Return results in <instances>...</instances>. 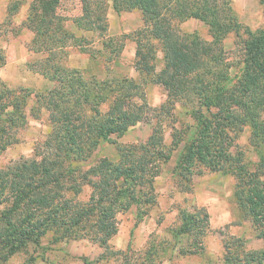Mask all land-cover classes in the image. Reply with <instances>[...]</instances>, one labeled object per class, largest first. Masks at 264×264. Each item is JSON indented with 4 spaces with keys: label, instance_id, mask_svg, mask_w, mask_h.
<instances>
[{
    "label": "trees",
    "instance_id": "obj_1",
    "mask_svg": "<svg viewBox=\"0 0 264 264\" xmlns=\"http://www.w3.org/2000/svg\"><path fill=\"white\" fill-rule=\"evenodd\" d=\"M61 1L30 0L25 17L33 34L29 49L45 53L38 72L52 86L36 93L28 87H10L0 77V153L18 141L31 96L35 104L30 114L38 117L44 109L48 123L33 157L0 167V261L29 243L40 245L49 234V242L84 238L97 243L103 248L100 257L123 252L109 248V239L118 231L117 214L135 206L136 222L143 219L148 206L157 202L155 177L182 143L175 172L186 179L203 170L231 174L235 200L262 242L259 248H247L242 237L228 235L223 262L264 264V154L251 170L237 144L248 125L249 143L264 145V26L252 29L238 21L231 0H111L117 12L141 10L143 26L131 36L136 44L133 67L166 91V98L152 107L136 79L112 75L107 65L105 76L98 78L65 63L66 47L75 36L65 26L69 18L62 13ZM80 2L81 14L72 22L85 31L106 32V0ZM259 3L264 6V0ZM17 9L13 6L8 14ZM189 18L201 21L210 39L195 30H182L181 23ZM240 30L243 57L232 75L222 39L229 32L239 35ZM102 46L91 55L99 53L106 61H115L123 42L109 38ZM157 52L163 59L159 71L155 70ZM4 60L0 47V63ZM178 103L193 120L182 128L175 124ZM152 118L144 142L117 144L116 158H100L88 168L81 167L102 141ZM165 126L172 130L170 143L165 141ZM86 184L91 190L82 199ZM178 219L177 226L168 228L171 237L190 238L180 253H202L203 237L210 230L207 210L179 207ZM164 241L149 242L139 263H152Z\"/></svg>",
    "mask_w": 264,
    "mask_h": 264
},
{
    "label": "rangeland",
    "instance_id": "obj_2",
    "mask_svg": "<svg viewBox=\"0 0 264 264\" xmlns=\"http://www.w3.org/2000/svg\"><path fill=\"white\" fill-rule=\"evenodd\" d=\"M29 1L0 0V47L5 54L4 62L0 63V77L10 87H28L39 93L52 84L38 72V62L44 58L45 53L29 49L33 37L25 24ZM61 4L62 13L69 18L65 26L75 36L74 41L66 47L65 63L84 69L87 75L95 73L98 78L105 76L104 66L107 65L110 67V74L132 77L142 83L144 100L152 107L159 106L166 98L165 89L152 81L150 76L139 74L133 67L136 44L131 36L143 26L141 10L134 8L117 12L113 9L111 0H106L107 30L101 33L99 30L85 31L72 22L74 16L81 14L80 0H62ZM13 6H18V9L9 15L8 11ZM231 6L238 21L244 25L252 29L264 26V6L259 0H231ZM181 28L187 32L198 31L203 38L210 39L207 27L195 18L183 21ZM239 32V35L229 32L222 39L224 55L231 64L229 71L232 75L243 57L244 34L242 30ZM123 34L127 36L122 38ZM109 38L123 42L117 59L109 62L105 55L97 53L92 56L91 51L102 49V42ZM156 58L155 70L159 71L163 64L162 53L157 52ZM135 100L141 102L138 98ZM34 104L35 97L31 96L26 102V123L17 134L18 141L0 153V167L21 158L33 157L36 143L44 138L48 130L47 112L42 109L38 117H34L30 114V108ZM174 113L178 119L175 123L177 128L193 123L186 113V107L181 104L175 105ZM153 123L154 118L140 121L124 134L112 135L109 141H102L90 157L80 163L81 167L88 168L100 158H116L117 144L144 142L151 133ZM171 132V128L165 126L166 143L171 141ZM249 135L250 129L248 125H244L237 144L242 152V159L252 170L259 161L260 154H264V145H251ZM181 147L182 143L155 177L157 202L148 206L143 219L136 222L135 206L117 214L118 231L109 239V248L123 252L108 253L106 257H100L103 248L97 243L84 238L49 242V234L41 239L40 245L29 243L6 261H0V264H142L139 262L144 260L149 242L162 239L165 240L159 245L162 246V251L158 250L150 264H225L223 242L230 234L242 237L247 248H259L262 242L255 236L252 221L243 214L233 195L234 177L222 171L203 170L187 179L181 178L174 170ZM90 190L91 187L86 184L80 197L87 199ZM179 207H185L189 211L195 207H203L208 212L210 230L203 237L205 248L200 254L180 253V248L190 238L183 234L176 240L168 232L170 226L179 224ZM127 247L129 250H126Z\"/></svg>",
    "mask_w": 264,
    "mask_h": 264
}]
</instances>
